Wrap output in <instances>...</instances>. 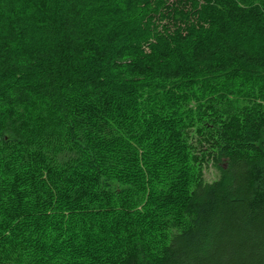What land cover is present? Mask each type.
Masks as SVG:
<instances>
[{
    "label": "trees",
    "instance_id": "trees-1",
    "mask_svg": "<svg viewBox=\"0 0 264 264\" xmlns=\"http://www.w3.org/2000/svg\"><path fill=\"white\" fill-rule=\"evenodd\" d=\"M0 264H264V0H0Z\"/></svg>",
    "mask_w": 264,
    "mask_h": 264
},
{
    "label": "rangeland",
    "instance_id": "rangeland-1",
    "mask_svg": "<svg viewBox=\"0 0 264 264\" xmlns=\"http://www.w3.org/2000/svg\"><path fill=\"white\" fill-rule=\"evenodd\" d=\"M217 177V171L210 164L203 165V178L205 181H212Z\"/></svg>",
    "mask_w": 264,
    "mask_h": 264
}]
</instances>
